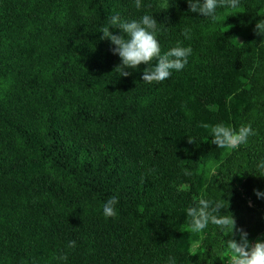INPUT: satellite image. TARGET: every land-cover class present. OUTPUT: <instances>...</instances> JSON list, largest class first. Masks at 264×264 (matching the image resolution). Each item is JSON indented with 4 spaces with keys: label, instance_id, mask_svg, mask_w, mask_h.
Masks as SVG:
<instances>
[{
    "label": "trees",
    "instance_id": "trees-1",
    "mask_svg": "<svg viewBox=\"0 0 264 264\" xmlns=\"http://www.w3.org/2000/svg\"><path fill=\"white\" fill-rule=\"evenodd\" d=\"M141 3L0 0V264H231L230 239L264 241V0L215 22L186 0ZM145 12L162 52L192 48L164 81L141 80L144 63L120 75L100 38L112 15ZM218 124L253 133L217 146ZM201 200L227 208L213 216L232 232L191 231Z\"/></svg>",
    "mask_w": 264,
    "mask_h": 264
},
{
    "label": "clouds",
    "instance_id": "clouds-1",
    "mask_svg": "<svg viewBox=\"0 0 264 264\" xmlns=\"http://www.w3.org/2000/svg\"><path fill=\"white\" fill-rule=\"evenodd\" d=\"M188 11L201 14L215 22L216 10L219 7L236 8L239 0H186ZM135 7H142L141 0H134ZM158 23L153 14L145 12L137 19H124L119 14L112 15L106 26L99 31L102 33L101 39H107L111 48L110 51L120 58V75H129L127 69H137L141 63L147 67L141 73V80L148 83L154 81H164L175 70L182 71L188 63V57L192 54L190 46H182L179 42L167 51H161L160 43L157 39L159 31ZM110 27L118 28L119 34L110 31ZM189 29L182 30L185 39H189ZM255 31L264 35V18L257 21ZM116 67V68H117ZM253 133L250 125L243 124L238 129L226 127L218 124L212 129V143L217 146H228L235 148L240 144L247 142L248 137ZM257 197H264V192L256 191ZM225 200V199H224ZM119 202L117 195L110 196L103 202L102 213L104 217L111 218L117 215L116 206ZM251 205V202L248 201ZM228 207V206H227ZM225 208L222 204H213L212 202L201 200L198 205L188 209V215L191 217L190 226L193 233L204 229L211 220L218 227L221 225L227 227L231 223V232L234 228V219L231 215L230 220L216 219L213 213L219 216H225L227 213H221L219 209ZM230 232V233H231ZM230 247L234 257H228L231 264H264V241H257L249 244L246 241L237 242L230 239ZM69 246H74L75 241H69ZM169 264H174V259L170 258Z\"/></svg>",
    "mask_w": 264,
    "mask_h": 264
}]
</instances>
